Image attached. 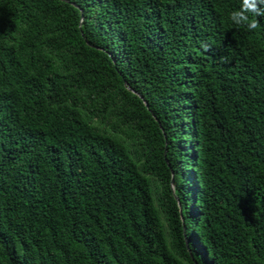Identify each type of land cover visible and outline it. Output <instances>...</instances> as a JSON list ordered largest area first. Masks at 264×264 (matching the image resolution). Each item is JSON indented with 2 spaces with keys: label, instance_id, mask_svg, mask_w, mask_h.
Segmentation results:
<instances>
[{
  "label": "trees",
  "instance_id": "1",
  "mask_svg": "<svg viewBox=\"0 0 264 264\" xmlns=\"http://www.w3.org/2000/svg\"><path fill=\"white\" fill-rule=\"evenodd\" d=\"M242 4L0 0V264H264Z\"/></svg>",
  "mask_w": 264,
  "mask_h": 264
},
{
  "label": "clouds",
  "instance_id": "2",
  "mask_svg": "<svg viewBox=\"0 0 264 264\" xmlns=\"http://www.w3.org/2000/svg\"><path fill=\"white\" fill-rule=\"evenodd\" d=\"M259 16H264V0H243L239 11H233L230 19L238 27H245L248 30H255L259 25Z\"/></svg>",
  "mask_w": 264,
  "mask_h": 264
},
{
  "label": "water",
  "instance_id": "3",
  "mask_svg": "<svg viewBox=\"0 0 264 264\" xmlns=\"http://www.w3.org/2000/svg\"><path fill=\"white\" fill-rule=\"evenodd\" d=\"M147 104V103H146ZM172 182H173V179H172ZM188 244V243H187Z\"/></svg>",
  "mask_w": 264,
  "mask_h": 264
}]
</instances>
